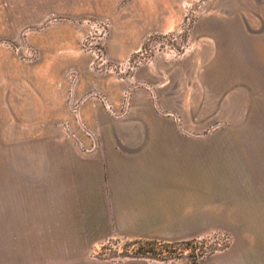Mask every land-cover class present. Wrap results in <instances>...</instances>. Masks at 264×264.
Masks as SVG:
<instances>
[{"label": "crops", "instance_id": "0c3cea01", "mask_svg": "<svg viewBox=\"0 0 264 264\" xmlns=\"http://www.w3.org/2000/svg\"><path fill=\"white\" fill-rule=\"evenodd\" d=\"M194 1L136 0L118 8L117 0H21L35 10L27 25L49 24L26 38L37 54L30 73L15 70L12 53L0 47V91L9 106L13 92L21 97L30 92L40 117L73 118L65 133L76 153L68 168L69 193L0 196L4 251L13 264H177L101 260L90 252L112 238L171 243L210 233L227 235L229 246L201 264H264L262 132L259 145L229 148V156L212 159L205 173L202 158L198 162L188 154L179 132L107 129L113 117L98 98L118 109L124 92L137 88L123 118L147 121L149 94L136 86L161 83L167 60L153 58L127 82L118 73L142 56L150 36L178 26L173 12L187 10ZM222 8L227 18L213 16L220 6L204 7L198 26L228 28L213 31L223 38L222 50H236V34L229 28H245V116L264 118V0H243L242 18L231 17L232 0ZM106 11H116V19ZM86 16L111 23L102 60L112 69L103 73L94 69L97 54L80 47L88 28L73 20ZM54 17L62 21L50 22Z\"/></svg>", "mask_w": 264, "mask_h": 264}, {"label": "rangeland", "instance_id": "374dc122", "mask_svg": "<svg viewBox=\"0 0 264 264\" xmlns=\"http://www.w3.org/2000/svg\"><path fill=\"white\" fill-rule=\"evenodd\" d=\"M135 1L117 0V6L121 8ZM228 1L196 0L187 10L173 12L180 19L178 26L149 37L141 51L142 56L137 55L118 73L127 82L137 68L153 64V58L164 57L167 60L169 69L161 73V83L157 79L149 87L145 86L147 84L136 86L149 94V108L143 117L147 121L133 122L131 120L135 118H123L130 113L131 94L137 89L131 87L124 92L118 109L113 108L106 98L97 96L105 111L113 117V121L106 124L107 129L179 132L182 134V146L188 148V154L198 162L202 158L205 173L211 168L212 159L229 156L228 153L232 152L229 148L259 145V132L264 137V118L245 116L242 74L245 28H229L236 34L233 39L236 50H222L223 38L220 39L213 31L228 28L198 26L199 19L204 16L202 9L208 5L220 6V9L213 10L214 17L227 18L222 7ZM232 1L236 4V11L231 17L242 18L243 0ZM30 7L21 0H0V47L12 53L15 70L27 73L34 68L37 54L26 38L49 24L46 20L42 25H27L35 16V10ZM103 13H112V19H116V11ZM52 19L50 22L53 23L62 21L61 18ZM73 21L77 27L88 28L80 47L85 52L97 54L95 71L103 73L107 68L112 69L102 60L111 23L95 16ZM13 93L16 96L9 106L0 91V196L69 193L68 168L75 160L76 149L65 131L68 120L73 118L40 117L36 100L29 98L30 92L22 93L25 97H21L19 91ZM110 122H114L112 127ZM191 240L204 241L203 246L192 245L193 248L203 247V251L215 249L212 254L207 255L206 252L209 257L222 252L229 238L224 234L210 233L171 243ZM137 248L133 241L112 238L90 253L93 258L101 260L140 258L135 254ZM187 248L175 245L172 254H164L159 259L177 264L199 261L200 251L192 252ZM13 263L11 253L4 251L3 229L0 228V264Z\"/></svg>", "mask_w": 264, "mask_h": 264}, {"label": "trees", "instance_id": "16d2710c", "mask_svg": "<svg viewBox=\"0 0 264 264\" xmlns=\"http://www.w3.org/2000/svg\"><path fill=\"white\" fill-rule=\"evenodd\" d=\"M133 244L138 245V248L135 252L140 258L143 259H151V260H159L163 261L159 258L162 257V255L167 254L170 255L172 254V249L175 245H183L187 246L188 248L186 250H190L192 252H195L196 250H199V261H197L194 264H201L204 259L207 258V255L214 253L215 249H211V251H203L205 248H193L192 245H201L203 246L204 241L198 242V240H191V241H184V242H179V243H161L157 241H133ZM229 246V241L227 242V245L224 247V250L228 248ZM206 252L208 253L207 255ZM198 256V255H197ZM190 257V256H188ZM167 260V259H164Z\"/></svg>", "mask_w": 264, "mask_h": 264}, {"label": "built area", "instance_id": "2783aa9c", "mask_svg": "<svg viewBox=\"0 0 264 264\" xmlns=\"http://www.w3.org/2000/svg\"><path fill=\"white\" fill-rule=\"evenodd\" d=\"M83 127V126H82ZM84 128V127H83ZM85 129V128H84Z\"/></svg>", "mask_w": 264, "mask_h": 264}]
</instances>
